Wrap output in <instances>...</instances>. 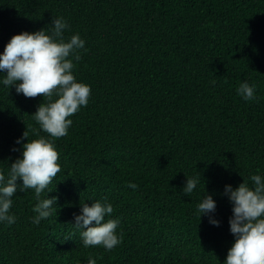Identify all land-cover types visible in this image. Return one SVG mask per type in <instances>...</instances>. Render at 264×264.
<instances>
[{
    "label": "trees",
    "instance_id": "1",
    "mask_svg": "<svg viewBox=\"0 0 264 264\" xmlns=\"http://www.w3.org/2000/svg\"><path fill=\"white\" fill-rule=\"evenodd\" d=\"M52 16L70 25L66 39L86 41L73 74L91 95L55 141L57 213L33 224L34 190H18L16 222L0 223V264H224L234 241L224 186L264 178V0H0V52L16 34L51 29ZM245 81L255 100L238 95ZM47 102L0 84V170L20 156L23 132L48 135L32 115ZM205 191L218 227L196 212ZM105 197L106 219L120 220L110 252L84 248L72 226L80 200Z\"/></svg>",
    "mask_w": 264,
    "mask_h": 264
},
{
    "label": "clouds",
    "instance_id": "2",
    "mask_svg": "<svg viewBox=\"0 0 264 264\" xmlns=\"http://www.w3.org/2000/svg\"><path fill=\"white\" fill-rule=\"evenodd\" d=\"M51 26V29L24 31L12 36L0 52V76L3 77L0 84L9 89L14 86L17 94L28 98L38 95L48 98V102L40 103L32 114L40 131L48 135L41 136L37 132V138L29 141L28 132H23L15 140L20 148L12 149L20 151V156L9 164L6 172L0 170V223L8 225L16 222L10 209L18 190L24 193L34 190L37 203L31 218L33 224L38 226L54 211L57 213L54 205L58 196L48 197L53 191L49 185L61 172L55 141L68 135L73 124L69 117L86 107L91 95L90 85L78 82L73 74V61L80 59L78 52L85 49L86 41L78 33L65 38L70 25L62 16H52ZM236 91L245 101L256 98L255 85L247 81L240 83ZM200 177L199 173L186 176L182 189L185 195L191 197ZM18 180L22 183L18 184ZM249 180L251 187L243 180L235 188L226 184L223 189L232 206L229 230L234 237L224 264H264V178L251 176ZM128 187L135 190L138 186L129 182ZM46 189H49L46 198L41 199ZM85 201L80 200L79 213L73 214L75 233L79 234L84 248L99 245L110 252L121 243L117 232L119 218L106 219L113 214V204L106 197L92 201L91 205ZM216 208L213 195L205 191L196 212L200 219L207 216L209 223L218 227L220 221L214 218ZM86 264H97V260L90 255Z\"/></svg>",
    "mask_w": 264,
    "mask_h": 264
}]
</instances>
